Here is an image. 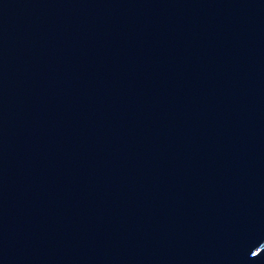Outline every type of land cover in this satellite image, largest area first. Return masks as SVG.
<instances>
[{"label":"water","instance_id":"1","mask_svg":"<svg viewBox=\"0 0 264 264\" xmlns=\"http://www.w3.org/2000/svg\"><path fill=\"white\" fill-rule=\"evenodd\" d=\"M0 264H264V0H0Z\"/></svg>","mask_w":264,"mask_h":264}]
</instances>
